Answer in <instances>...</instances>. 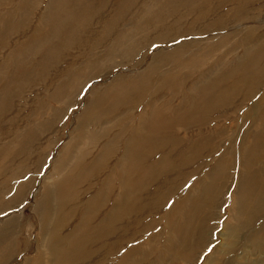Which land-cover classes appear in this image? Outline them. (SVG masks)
I'll return each mask as SVG.
<instances>
[{"label": "bare ground", "instance_id": "1", "mask_svg": "<svg viewBox=\"0 0 264 264\" xmlns=\"http://www.w3.org/2000/svg\"><path fill=\"white\" fill-rule=\"evenodd\" d=\"M260 2L264 4V0L234 1L237 6L231 21L248 18L246 23L237 22L234 29L225 28L228 23L221 20L210 21L209 10L195 18L196 24L222 30L209 54L221 65L211 74L213 79L222 71L225 74L197 85L198 101L181 118L172 113L170 105L166 106L170 116L162 113L153 95L173 83L165 77L158 89L153 87L160 79V69L166 67L170 73L179 69L176 65L182 67L177 59L186 58L188 41L195 39V33L171 37L170 31L161 28L165 17L176 11L169 6L182 4L180 0H50L47 5L17 0L6 21L1 19L5 26L3 30L0 26V44L10 42L14 33L31 38L15 41L20 42L15 43V50H22L23 62L19 63L20 56L14 58L11 75L0 87V214L31 193L33 210L28 221L10 216L0 223V264L19 257L23 258L21 264H145L158 253V243L165 257L157 258V264L195 261L207 247L206 233L211 230L205 204L221 194L230 163L239 160L234 155L231 161L227 153L217 164L204 163V155L221 148L225 134L215 132L216 119L205 115L227 102L251 101L249 97L264 85V27L262 37L249 45L235 46L232 40L247 36L246 30H235L239 24L264 25ZM0 3L10 7L13 0ZM34 22L37 25L31 27ZM143 29H152V33ZM250 29L256 38L259 29ZM181 40L184 42L176 45ZM230 41L233 49L224 50ZM155 44L162 47L147 53ZM41 45L49 47L28 73L29 60ZM241 51L244 59L229 64ZM146 58L149 61L140 70H135L138 65L130 67L131 61L142 64ZM194 58L189 67L195 68L189 73L198 70ZM118 67L127 68L116 73ZM233 78L232 85L229 80ZM91 81L95 82L87 91L73 133L59 147L50 172L41 180L31 176L47 158L46 153L58 146L61 133L57 124L70 109V100L82 94ZM223 81L230 87L210 95ZM37 85L46 90L43 99L34 100L35 93L24 96ZM170 86L172 93L178 92ZM149 95L152 100L146 101ZM205 96L208 98L203 99ZM20 97L27 104H17ZM29 98L33 100L29 102ZM208 129L216 133L214 137H203ZM250 131V135L243 134L239 146L246 156L238 162L239 181L230 196L224 240L205 264H264V131L261 136L254 134L258 130ZM247 136L253 138L250 147L244 145ZM228 143L224 153L232 150V141ZM201 167H207L209 173L189 182L186 191L179 190V182L195 178ZM38 180L40 187L31 191ZM169 195L178 199L170 204L164 219ZM151 216L157 218L150 220ZM163 222L162 230L143 240ZM32 228L37 234L31 245ZM163 233L168 234L166 239H162ZM240 247L244 259L229 256ZM185 252L189 254L183 255Z\"/></svg>", "mask_w": 264, "mask_h": 264}, {"label": "rangeland", "instance_id": "2", "mask_svg": "<svg viewBox=\"0 0 264 264\" xmlns=\"http://www.w3.org/2000/svg\"><path fill=\"white\" fill-rule=\"evenodd\" d=\"M36 1H38V3H40V4L42 3V1H44L45 5H47L50 2V0H36ZM161 1L164 2V0H161ZM180 1L182 2V4H173V5L169 6V7H175L176 11L172 12L169 17H165V19H164L165 25H163L161 28H164V29L170 31L171 33L169 36H171V37H173L175 35H176V37H180V36L187 35V33H195V34H193L195 39L188 41L189 48H188V53H187L186 58L180 56L177 59V61L181 60L180 63L182 64V67L180 65H176V67L179 69L175 72L171 71L170 73L166 72V70H167L166 67H162L160 69V79H159V81H157L155 83V85L153 87L158 89V84L164 83L165 77L171 78L173 80V83L172 84H166L165 90L153 93V95H154V99L159 103L158 105L161 106V108L160 107H158V108L159 109L163 108L162 113H165L169 117L170 113L167 110L166 106L170 105V107L173 109L172 113L174 114V112H175L177 117L181 116V118H182L184 116V114H188V111H189L190 107L192 106V104H194L198 101L199 93H197L196 86L199 84H205V82L210 81V80H212V81L216 80L220 75L225 74V71H222L221 73L216 74L215 78L213 79L214 76H212L211 74L216 70V68L218 66H221V65L219 62H217L218 60L216 58L213 59L214 55L210 56V54H209L210 48L212 46H214L220 40V39H215V37L218 33L222 32V30L221 31L220 30H210L205 25L196 24L195 18L198 16L201 17L203 15V12H206L207 10H209V14L207 16V17H209V20L210 21L221 20L222 22L228 23V25L225 26V28H227V29H234L236 27L235 25L237 22H240V23L248 22V18L238 17V18L233 19V21H231L232 11L237 6L236 4H234L235 0H180ZM16 3H17V0H13V3L10 7H5L2 3H0V26H1V30H3V27L5 26V23L2 24L1 19L4 20L5 18L6 19L8 18L7 15L11 14L10 11L17 7ZM144 4H149V2L144 3ZM261 5H262V12H264V4H262L260 2L258 7ZM160 7L165 8V6H162V4H160ZM247 7H248V5H247ZM178 17H180V18H178ZM32 20H33V18H32ZM4 21H6V20H4ZM33 25H37V23L34 22L31 25V27H33ZM185 25H192V26L190 28L186 29V28H183ZM263 27H264V25H262L260 28V26L254 25V24H249V25L247 24L245 26H241V24H239L238 28H236L235 30H246L247 36L245 38H240L239 41H238V38L233 36L234 37L232 39V40H234L233 45L245 46V45H249L253 40H259L263 35ZM250 28H254V29L260 28L256 32V35L254 36L256 38L252 37L253 33L251 32ZM213 31H216V32L212 34ZM143 32L152 33V29L151 30L143 29ZM10 37H11L10 42L0 44V73H1L0 74V87L5 84V81L8 79L9 75H11L10 69H11V66L14 65V62H15L14 58L20 56L17 59L19 60V63L23 62V61H20L23 59L22 50H19V51L15 50V43H20V42H15V41H21V40L25 41L26 39L31 38V35H17L14 33V34L10 35ZM229 40H231V39H229ZM231 41L228 42L227 44L225 43L224 50L233 49V47H229L232 44ZM183 42L184 41L181 40V41H176L175 43H176V45H180ZM197 43H199V49L196 48ZM51 46H53V43L51 44ZM48 47L49 46H47V45L46 46L41 45L39 53L35 57H33L29 60L30 65H29V69L27 71L28 73L30 72L31 69H33L31 67V64H36V62L39 61L41 59V57L44 55V52ZM159 47H162V46L155 44V45H153V48L151 50H146V52L149 54H152L153 52L158 50ZM164 48H167V47H164ZM260 48H261V46H259L257 49L260 50ZM243 57H244L243 51H241V52L237 53L232 60H230L229 64L234 65L236 63V61H238V60L242 61V59H244ZM192 58H194V60L198 61L197 62V69L198 70H194L191 73H189L188 72L189 70H192L193 68H195L193 66L189 67L190 64L192 63V62H190V60ZM212 59H213V61H212ZM142 61H143L142 64H136L137 60L134 62L131 61L130 67H132V65H138L137 67H135V70H140L142 68V66H145L148 63L149 59L146 58L145 60H142ZM252 61L255 62L256 58L252 57ZM212 62H215V64H212ZM247 62H248V60L246 59V62L244 64L246 65ZM262 62L264 63V58H263ZM236 65H237V63H236ZM125 68H127V67H118L115 72L116 73L122 72L123 69H125ZM237 71H240V70H237ZM21 72H23V71H21ZM255 72H257V71H255ZM112 74H115V73L113 72ZM240 75H244V74L241 73ZM109 77H110L109 79L112 78V76H109ZM106 79L104 78L103 80H106ZM234 80L236 81V78L229 80V82L231 81L232 85H233V83L235 82ZM15 81H17V79H15ZM98 81H99L98 86H101L102 85L101 84L102 79L98 80ZM94 82L95 81H91L89 83L88 88H85V90L82 92V94L77 93L78 96L76 95L75 97H73L70 100V104H71L70 109L68 110V112H66L67 114L66 113L63 114V117H62L60 123L57 124V125H59V131L58 132L61 133L58 136L59 137L58 144H57L58 146H55L48 153H46L47 158L44 161H42L41 167L39 168L37 173H32L31 176L32 175H34L36 177L39 176V180H41V178L44 175H47L48 172H50V170L54 164L53 159L56 157V154L59 150V147L61 145L64 146L66 139L68 137V133H73V130L75 128L74 125L76 123L78 113L81 112L84 101L87 100V91L93 86ZM229 82L223 81L222 83H220V85H218L216 89H213L210 92V95L212 93L215 94L217 91H219L221 93L222 91L227 90L226 88L230 87ZM170 85H173L178 92L172 93L171 91L173 88ZM160 87H161V85H160ZM220 89H225V90H220ZM33 94L35 96L33 98L34 100L35 99L41 100L45 97L46 90H44L43 87L41 88V85H37L36 88L33 89L32 91H30V92L27 91L24 96L32 97ZM263 96H264V85L260 86L257 93H255L252 97H249V99H252L251 101H249L247 103H243L240 101L239 102H237V101L227 102V103L223 104L222 107L215 110L217 112L205 115L209 119H216L215 125H214V127H216L215 132L225 133L224 136L221 137L223 140L222 141L223 144H222L221 148H219L215 151H212V153H210V154H206L203 156L205 164H208V163H211V165L217 164L218 161L220 159H222L227 153H229V159L230 160L232 157L234 158V155H237V158L239 160L241 159L242 156H246L245 154H241V152L239 150V146H240L242 139H243V134L250 135L252 133V131H250V129H251L254 132H256L258 130L257 133H254V134H256L257 136H261L260 134L263 133V131H264V127L262 126V123L264 122V102L261 101V98ZM149 97H150V101L152 100L151 99L152 96L149 95L148 97H146V101H148ZM207 98L208 97L205 96L203 99H207ZM33 99L29 98V102ZM166 102H169L170 104H167ZM20 103H22L21 106H23L24 104H27V101L25 103V100L20 97L17 104H20ZM182 104H186V106L184 107L183 111H180V106H182ZM255 105H256V108H255ZM262 111H263V113H262ZM261 115H262V117H261ZM27 121H29V120L27 119ZM253 121L256 122L255 125H254ZM19 123H22V118L20 119ZM23 124H25V123L23 122ZM194 130L195 129H193L192 131H194ZM204 133L205 134L203 135V137L209 136L210 138L214 137L216 134V133H213V131L210 129H208V132L205 131ZM261 138L262 137H260V140H261ZM252 140H253V138L247 136L245 138L244 145L250 147L252 145L251 144ZM230 141H232V143H233L232 144V150H229L228 152L224 153L225 148L230 145V143H228ZM239 160L233 161L230 163L229 170L226 173L228 180H225V181L227 182V184H226L224 190L221 192V194L217 198L211 199L212 200L211 204H207V205L205 204V207L208 210V218H210L209 223L207 225L208 226L210 225V229H211V230H207L208 233H206L207 234L206 238L208 239L207 240L208 245L204 250H201L198 253L199 255L196 257L195 261L193 263H189V264H205V259L209 255H211V251L219 244V241L224 240L223 239L224 236L222 235L223 231H224V226L229 225V207L231 205L230 196H232L233 191L235 190V182L239 181V179L237 177V174L239 172V169H238L239 168V164H238ZM202 168H204V169H202ZM208 173H209V169L207 167H201L198 170V175L195 178L179 182L180 183L179 190H182L184 188V190L186 191V189L191 185V183H189V182H193L194 180H196V179L200 178L201 176L208 174ZM39 180L33 184V187H32L33 189L31 191H34L40 187V183H39L40 181ZM177 199H178V196L173 197V196L169 195L168 202L166 204V208L162 212L164 219H165V212H168L170 204L172 202L176 201ZM32 202H33V197H32V193H31V194H28L27 197H24V200L22 199L21 201H19L17 205H12V206H10L11 208H9L6 212L1 213L0 214V223L4 219H6V217H10V216L19 217V221H21L20 217H22L24 220L27 219V221L30 220L32 218V210H33ZM156 218L157 217H155V216H151L149 219L154 220ZM162 226H164V222L161 226L159 225L157 227L156 231L151 230L150 233H147L144 236L143 240L146 238L154 236L155 233H158L160 229L162 230V228H163ZM36 234L37 233L34 232V228H32L31 233H29V239H30L31 245L33 244L32 241L35 239ZM167 235H168L167 233H163L162 239H166L168 237ZM141 237H143V235ZM239 239L241 241H243L242 236H240ZM156 249H157L158 253H155V255L152 257V259H150L145 264H153V261H155L156 262L155 264H157V262L159 261L157 258H159L160 256L165 257V255H163L164 250H163L161 244L158 243L155 250ZM242 252H243V247H240L235 251V253H233L232 255H229V256H233V255L234 256H240L244 259L245 254L242 255ZM29 253H30L29 256H31V252H29ZM177 253L180 255V252H177ZM188 254L189 253L185 252L183 255H188ZM22 262H23V258L19 257L17 261H15V260L11 261L10 264H21ZM179 263H180L179 260H177L176 264H179Z\"/></svg>", "mask_w": 264, "mask_h": 264}]
</instances>
